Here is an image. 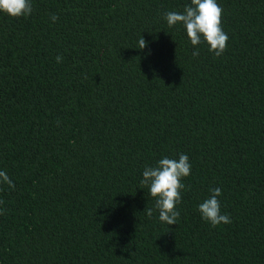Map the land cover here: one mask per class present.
<instances>
[{
	"label": "trees",
	"instance_id": "trees-1",
	"mask_svg": "<svg viewBox=\"0 0 264 264\" xmlns=\"http://www.w3.org/2000/svg\"><path fill=\"white\" fill-rule=\"evenodd\" d=\"M31 2L0 13V264H264V0H217L220 57L163 19L190 0ZM182 153L168 226L140 181Z\"/></svg>",
	"mask_w": 264,
	"mask_h": 264
},
{
	"label": "clouds",
	"instance_id": "clouds-1",
	"mask_svg": "<svg viewBox=\"0 0 264 264\" xmlns=\"http://www.w3.org/2000/svg\"><path fill=\"white\" fill-rule=\"evenodd\" d=\"M32 11L31 0H0V13L11 18L29 16ZM222 13L223 9L217 0H190V4L184 6L183 12L166 11L163 14V19L169 27L177 24L182 25L191 45L197 46L205 43L209 52L215 57H220L226 50L229 39L221 26ZM57 19L58 16L55 14L50 16L52 22ZM145 47L146 42L140 37L138 49L142 50ZM192 55L197 57L199 50L193 51ZM62 60V56L56 57L57 63L62 62ZM190 174L191 164L188 156L183 153L179 154L178 158L163 157L155 166H145L140 183L148 187L150 196L155 199L154 208L158 211L160 222L168 226L177 225L180 213L177 211L176 205L181 202V191L186 188L182 179ZM0 183L7 184L10 188L15 187L5 171H0ZM209 191V196L197 206L201 219L212 227L231 223L230 216L222 214L220 210L218 197L221 196L222 190L215 187ZM2 203L3 201H0V204ZM153 211V208H145L144 210L149 218L152 217Z\"/></svg>",
	"mask_w": 264,
	"mask_h": 264
}]
</instances>
